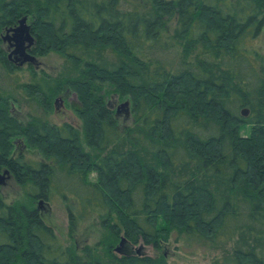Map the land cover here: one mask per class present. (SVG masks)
I'll return each instance as SVG.
<instances>
[{
  "label": "trees",
  "instance_id": "16d2710c",
  "mask_svg": "<svg viewBox=\"0 0 264 264\" xmlns=\"http://www.w3.org/2000/svg\"><path fill=\"white\" fill-rule=\"evenodd\" d=\"M136 2L0 0V31L26 15L29 52H55L71 65L68 75L38 79L29 65L22 90L46 112L71 91L81 122L23 123L0 90V172L30 201L55 191L77 205L80 215L67 205L69 235L93 214L105 231L77 252L37 207L0 196V264H168L164 252L113 250L123 238L160 251L174 231L201 245H246L212 264H264V54L250 45L264 27V0ZM2 42V72L21 70ZM112 95L129 102V124ZM17 137L45 161L16 156Z\"/></svg>",
  "mask_w": 264,
  "mask_h": 264
},
{
  "label": "rangeland",
  "instance_id": "374dc122",
  "mask_svg": "<svg viewBox=\"0 0 264 264\" xmlns=\"http://www.w3.org/2000/svg\"><path fill=\"white\" fill-rule=\"evenodd\" d=\"M136 1L137 0H135V2ZM141 4L144 3L141 2ZM27 23H30L29 17ZM170 25V29H172L175 25L174 20L170 22ZM0 35L4 38L7 36L6 31H0ZM3 42L4 43L1 45L5 49L9 41L5 38ZM250 45L258 49L260 53L264 54V27L259 35L252 40ZM104 56L107 59L115 60V55L108 50L104 53ZM13 57L15 59L14 55ZM30 65L35 69V78L37 79L41 72L55 76L57 74L68 75L71 71V65L69 62L65 61L62 56L55 52H50L44 56H37L35 61ZM32 77L33 76L28 69V64L21 67V70H15L12 73H4L0 69V90L11 93L15 99L11 102L10 106L12 115L23 123L28 121L31 117H36L40 120H46L50 124L61 125L66 122L80 128L81 122L76 116L72 106L73 103L76 102L75 94L71 91L67 94H60L59 96L61 97L62 102L60 103L58 101L56 105H53V109L50 112H46L32 95L27 94L22 90V83L30 82ZM108 101L113 110H116L122 102L114 95L109 97ZM118 118L125 124L131 122V117L126 115L123 109H121ZM17 139L18 143H16L14 151L16 156L20 155L25 160L31 162L45 161V158L41 156L37 150L31 149L24 144L23 138L17 137ZM2 173L3 172L1 171L0 175ZM94 175V173H91L92 178ZM0 196L8 204L23 203L37 207L43 221L52 228L54 234L59 240L66 245L73 246L77 252H80L87 244L94 246L104 237L105 231L99 223L98 216L95 214L92 216L90 215V217H82L78 228L72 233V235H69L67 205H70L75 212H78L77 215H80L78 206L73 203H68V200L64 201L55 191L49 201H30L21 186L16 183L13 176H10L9 178L5 177L3 183L0 184ZM120 241L121 238L117 241L113 250L118 256L123 253H139L141 255L155 256L160 254V252H164L168 264H212L214 258L221 257L226 252H231L237 247H246L243 242L237 241L235 238L215 246L209 244L201 245L185 235L177 234L175 231L172 232L168 242L162 244L160 251H156L150 245H145L142 241L137 244H132L128 241H124L120 244ZM248 242L253 243V240L250 238ZM117 246L120 251L115 250V247ZM138 249L139 252H137Z\"/></svg>",
  "mask_w": 264,
  "mask_h": 264
},
{
  "label": "water",
  "instance_id": "95a60500",
  "mask_svg": "<svg viewBox=\"0 0 264 264\" xmlns=\"http://www.w3.org/2000/svg\"><path fill=\"white\" fill-rule=\"evenodd\" d=\"M5 38L10 42V46L12 47L11 51L9 52V56L12 54L15 56L13 60L17 64H23L24 62H34L35 56L29 52L30 47L34 43V36L31 32V25L27 23V16L24 15L18 19V22L15 26L6 29ZM62 102L60 96L56 97L54 104L56 105L57 102ZM121 109L124 110L125 114L128 115L129 113V102L126 100L121 102L120 105L116 109V114H119ZM244 115L247 114V110L244 109L242 111ZM9 174L8 170H4L3 173L0 175V184L3 183V179ZM6 175V176H5ZM123 238H121L120 244L123 243ZM116 251H120L119 247H115Z\"/></svg>",
  "mask_w": 264,
  "mask_h": 264
},
{
  "label": "flooded vegetation",
  "instance_id": "af4514ba",
  "mask_svg": "<svg viewBox=\"0 0 264 264\" xmlns=\"http://www.w3.org/2000/svg\"><path fill=\"white\" fill-rule=\"evenodd\" d=\"M2 43H4V42H2ZM9 43H10V42H9ZM9 43L7 44V46H6V48H5V51H6L8 54H9V52H10L11 49H12V47L10 46ZM8 54H7V56H8L9 61H10L12 64H14L15 66L19 67V68L23 67V66L26 65V64H28V67H29V65L33 63V62H24L23 64H17L16 62L13 61V60H14L13 55L9 56ZM35 59H36V58H35ZM10 112H11V111H10ZM120 112H121V111H120ZM120 112H119V114H120ZM11 114H12V113H11ZM119 114H118V115H119ZM13 142H14V147H15L16 143H18V139H17V138L14 139ZM10 176H12V175L9 173L7 177L9 178Z\"/></svg>",
  "mask_w": 264,
  "mask_h": 264
}]
</instances>
